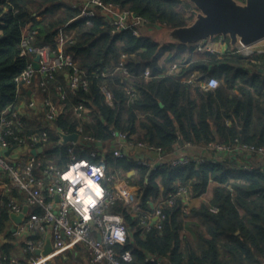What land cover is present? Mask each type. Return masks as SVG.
Returning <instances> with one entry per match:
<instances>
[{"label":"trees","instance_id":"trees-1","mask_svg":"<svg viewBox=\"0 0 264 264\" xmlns=\"http://www.w3.org/2000/svg\"><path fill=\"white\" fill-rule=\"evenodd\" d=\"M103 2L132 11L154 26H134L113 35L104 15L89 24L80 17V9L72 6V0H0V119L16 102L18 89L25 91L26 84L18 85L15 78L28 64L20 52L22 31L31 23V30L37 32L36 46L57 50L59 38L70 37L65 52L74 57L89 82L87 89L73 91L64 77L69 70H61L48 83L56 102L57 87L66 92L64 113L45 128L51 141L58 142V129L75 133L82 126L85 135L98 139L109 141L114 131L124 132L137 142L169 152L186 143L264 145V55L244 57L233 50L225 55L199 52L202 42H164L160 31L194 21L196 7L187 0ZM135 30L142 35H135ZM224 41L230 44L229 39ZM122 54L127 55L129 76L114 72ZM172 63L183 66L180 74H165ZM105 72L107 76H103ZM193 72H199L204 80L215 77L220 84L213 90L187 84L184 78ZM129 85L136 90L133 99L126 92ZM104 86L112 94L111 102L102 90ZM34 87L37 95L43 92ZM80 105L89 111L81 118L73 109ZM56 146L47 159L61 165L68 154L65 146ZM107 162L112 174L118 172L141 190V205L150 213L154 212L152 203L168 202L180 186L190 195L189 201L176 198L172 205L165 204L162 229L154 226L149 231L141 222L142 215L127 211L118 201L113 211L125 216L129 237L126 245L116 249L118 254L129 252L133 256L123 264H158L148 262L149 256L162 259L163 264L264 262V170L260 167L247 170L240 160L228 158L198 166L166 164L152 171L131 158L115 159L112 154ZM133 170L136 173L128 177ZM210 187L211 196L203 200ZM8 222L10 213L1 211V234L8 233ZM5 250L11 255L10 246ZM0 264L9 263L2 260Z\"/></svg>","mask_w":264,"mask_h":264},{"label":"built area","instance_id":"built-area-1","mask_svg":"<svg viewBox=\"0 0 264 264\" xmlns=\"http://www.w3.org/2000/svg\"><path fill=\"white\" fill-rule=\"evenodd\" d=\"M72 6L80 9V17L91 24L93 18L104 15L112 27V34L116 35L134 26L148 27L149 23L129 10H120L113 4L106 5L103 0H72ZM35 30H28L22 35L21 58H27L28 64L23 72L16 76L15 81L20 84H33L38 79L39 86L47 92L48 83L56 77L61 70L66 72V80L73 90L87 89L88 80L82 75L74 57L63 51L54 50L50 46H36L33 44ZM135 35L140 37L142 32L135 30ZM222 38V37H220ZM68 39V38H67ZM222 40H226L222 38ZM260 45L237 44L231 50L244 56L252 57L256 53L264 55V47ZM199 52H214L210 45L202 44ZM39 56L40 68L35 67V58ZM127 55H122L114 72H121L129 76L126 65ZM183 66L179 63L168 65L166 75H178ZM110 73V72H109ZM105 72L103 76H107ZM146 77H150V70H146ZM40 77V80L38 78ZM187 84L200 86L205 90L216 89L220 82L217 78L202 79L199 72H193L184 78ZM36 83V82H35ZM109 102L112 94L106 86L102 88ZM59 101L63 112H59L51 97H44L43 113L47 122L59 118L65 111L66 92L62 86L57 89ZM126 92L129 99L136 97L133 86H127ZM19 93H17V100ZM32 99V98H30ZM34 101V100H32ZM59 104V105H60ZM35 106V102L31 103ZM75 114L80 118L88 113L82 105L75 108ZM24 112L16 103L8 106L0 119V170L7 173L11 182H0V213L3 208L9 213L21 215L24 204L15 195V191L26 194V204L29 208L40 207L41 212L28 210L25 221L18 225L14 235L24 238V252L27 255L25 264H52L56 257L64 252L76 248L85 249L91 258V264H123L133 260L131 253L118 254L116 247L126 245L129 230L123 214L113 211L121 200L124 208L133 213L142 215L145 230L152 227L162 229L166 219L164 205H172L176 198L190 200L186 187L180 186L170 199L154 204V212L145 211L141 205V190L133 187L128 179H122L118 172L112 174L108 166L107 157L112 154L115 159L131 158L138 166H144L154 171L166 164L171 167L179 165H201L206 162L226 161L228 158L235 160L236 156L250 160L255 156H264V145H250L238 142L236 145L210 143L205 146L179 144L173 151H166L162 147L137 142L128 133L114 131L111 137L113 148L105 151V140L91 135H85L82 126L77 127L75 133L79 134L76 142L62 146L66 147L68 159L63 164H57L53 158L48 159L56 145L61 146V136L57 130L58 142L51 141V133L46 130L26 132L22 120ZM64 134H70L61 130ZM73 134V133H72ZM199 149L205 152L202 155L178 156L180 147ZM17 147L16 153L7 156L12 148ZM42 149V158L33 155L32 151ZM131 151H136L132 153ZM29 153L27 158L22 155ZM81 153L87 157L80 156ZM209 153L210 156L207 154ZM47 161V162H46ZM242 166L247 170L254 169L251 162H244ZM135 171H131L132 174ZM187 211V210H186ZM51 239L52 251L45 254L48 241ZM9 264H22L15 256H5ZM148 262L163 264V260L147 257ZM264 264V262L262 263Z\"/></svg>","mask_w":264,"mask_h":264},{"label":"water","instance_id":"water-1","mask_svg":"<svg viewBox=\"0 0 264 264\" xmlns=\"http://www.w3.org/2000/svg\"><path fill=\"white\" fill-rule=\"evenodd\" d=\"M194 4V21L182 27L167 30L165 38L172 43L189 45L207 44L216 38L229 39L232 47L237 44L253 45L264 40V0H187ZM154 26V24H149ZM40 57L35 58L36 69L40 68ZM61 145L76 142L78 133L64 134L59 131ZM40 152L42 149L39 150ZM34 154L37 151H33ZM28 206L21 215L12 214V219L22 224L26 219ZM52 251L51 239L45 254Z\"/></svg>","mask_w":264,"mask_h":264},{"label":"crops","instance_id":"crops-1","mask_svg":"<svg viewBox=\"0 0 264 264\" xmlns=\"http://www.w3.org/2000/svg\"><path fill=\"white\" fill-rule=\"evenodd\" d=\"M38 20H40V18H38ZM31 28H32V24L30 23V24L27 25L26 28L23 29L22 35L25 34ZM68 37L69 36H65V37L62 36V38H59V40H58L59 44H60L61 41H64L65 39H66L65 41H67ZM260 44L261 45L259 47H264L263 43H260ZM230 46L224 40H219L218 42L210 43V47L213 48L214 53H219V54H223V55H225V54H227V53H229L231 51V47ZM262 71H264V70L262 69ZM26 87H25V91L22 88L18 89L19 99H18L17 102H15L16 104L24 103L25 101H28V99L32 98V95H30L31 91H28V89ZM36 98L39 99L37 96H36ZM51 98H52V100H54L52 94H51ZM39 115H41V116H39ZM24 116H25L26 120L28 119L27 123L31 122V121H34V119L40 120V121H44L45 120L47 122V120L44 118L43 106L38 107V108H33V110H31V111L24 110ZM39 117H41V119ZM48 124H49V122H47V125ZM50 125H52V123H50ZM29 127H30V129H29ZM35 127L37 129V126L29 125V126H27V128H25V130H26V132H30L33 129H35ZM68 133H70V132H68ZM52 142L55 143V141H52ZM16 150H18V149L12 148L9 152H7L6 155L10 156V155L15 154ZM179 150H180V152L178 153V156H183L184 154H187L189 156H192V155L195 156V155H202V154L205 153L203 151L201 152L199 149H191V148L188 149V148H185L183 145H181ZM31 153L33 155H35V156L37 155L39 158H42L41 157L42 156L41 155L42 151L41 152L38 151L36 154H34L33 151ZM29 155H30L29 153H27L25 155H22V159L27 158ZM207 155L210 156L209 153ZM48 159H47V161H48ZM235 159L240 160L242 163H244V162L246 163V162L250 161L251 164L254 165V167L258 166V167H260L261 169L264 170V156H255V157H252L250 160L249 159L246 160V159H243L242 157L236 156ZM134 174H135V172H133L132 174H129L128 176L130 177V176H132ZM0 182L1 183H5V184H9L11 182L10 177L8 176V174L7 173H2L1 170H0ZM212 188L213 187H210V191H209L208 195H206V197H203L202 198L203 200L207 199V198H209L211 196ZM15 195L18 197L20 202L22 204H24V206L26 207L27 206V204H26V194L22 193V192H19V191H15ZM191 202L196 203V202H198V200H196V201L191 200ZM153 206H154V204H153ZM3 210L8 211V209H6V208H3L2 211ZM28 210L31 211V212H34V211L41 212L42 209L40 207H37L36 209L28 207ZM18 225H21V224H18L17 222H15L12 219L11 213H10V222H8V224H7L8 233L7 234L6 233L5 234H1L0 233V262L2 260H4L5 256H7L8 253L5 252L6 251L5 249L8 246H10V250H11L10 251L11 255H9V256H15V257L19 258L21 261L25 260V261H23L22 264H25L26 261H27L26 259L28 257H27V255L24 252L25 239L23 237L20 238V237H17V236L14 235L15 230H16ZM75 261H78V262H75ZM53 262H54L53 264H74V263H76V264H91V258H90V255L88 254V252L85 249L76 248V249H73L71 251L65 252L63 255L58 256V258L55 259V261H53Z\"/></svg>","mask_w":264,"mask_h":264},{"label":"rangeland","instance_id":"rangeland-1","mask_svg":"<svg viewBox=\"0 0 264 264\" xmlns=\"http://www.w3.org/2000/svg\"><path fill=\"white\" fill-rule=\"evenodd\" d=\"M88 22V21H87ZM149 31V30H148ZM165 32L166 31H160L159 33L161 34V38H162V40L164 41V42H167V40H166V38H165ZM66 40V39H65ZM61 41L60 42V44H58L59 46V48H58V50H57V52L58 51H63V52H65V46L67 45V42H69V40H70V37H68V39H67V41ZM219 40H222V38H216V39H214V41H212V42H208V44L210 45V43H214V42H218ZM260 43H263L264 44V40H263V42L261 41V42H259V43H256L257 45H261ZM203 43H201L200 45H202ZM229 44V43H228ZM231 44H229V46H230ZM231 47V46H230ZM231 49H232V47H231ZM66 53V52H65ZM122 55H125V54H122ZM121 55V56H122ZM66 70H69V69H66ZM121 73V72H120ZM122 74V73H121ZM66 75H68L67 73H65V75H64V77L66 78L67 76ZM83 75V74H82ZM125 76V75H124ZM38 78H39V80H40V77L38 76ZM36 82V83H35ZM35 82L32 84H27L25 87L28 89V91H31V94L30 95H32V99H28V101H25L24 103H19V104H17V106H21L22 107V111L24 112V110H29V111H31V110H33V108H38V107H41V106H43L44 105V100L45 99H43L44 97H46V96H48V97H51V91H50V89H49V87L47 86L46 87V89H48V91L47 92H44L43 91V89H42V93L40 94V95H37L35 92H36V88L34 87V86H36V87H38L39 85H38V79H36L35 80ZM36 84V85H35ZM39 88H42L41 86H39ZM57 89H58V87H57ZM81 89V88H80ZM80 89H78V90H80ZM78 90H73V91H78ZM111 93V92H110ZM36 96L39 98V99H37L36 98ZM32 100H34V101H32ZM108 100V99H107ZM54 102H55V105H56V107H57V109L59 110V112L61 113V112H63V107H62V105L60 104V103H57L55 100H53ZM58 101H59V98H58ZM32 102H35V106L34 107H32L31 106V103ZM60 104V105H59ZM66 105H64V107H65ZM77 106H75L73 109H74V111H75V108H76ZM43 108H45V106H43ZM43 115V114H42ZM39 116H41V115H39ZM40 119H41V117H39ZM44 118H45V114H44ZM81 118V117H80ZM25 119V120H24ZM46 119V118H45ZM27 121H28V119L26 120V118H25V116H24V118H23V120H22V123H23V125H24V128H27V126H29V125H33V126H37V129H36V127H35V129H33L32 131H34V130H43V129H45L46 128V126H47V122L44 120V121H40V120H36V119H34V121H31V122H28L27 123ZM55 121L56 120H53V121H51V122H49V124L48 125H50V123H55ZM27 125V126H26ZM29 129H30V127H29ZM71 134V133H70ZM56 135V134H55ZM69 135V134H68ZM89 135V134H88ZM189 144V143H188ZM15 147V149H17V147L16 146H14ZM111 148H113V143H112V140H109V141H106L105 142V151H108V150H110ZM132 153H135L136 151H131ZM133 171H135V170H133ZM135 173H136V171H135ZM129 177V176H128ZM121 178L122 179H127V178H125V177H122L121 176ZM152 206H153V203H152ZM65 253V252H64ZM63 253V254H64ZM63 254H61V255H63ZM60 256V255H59ZM58 257H56L55 259H57ZM55 259L53 260V261H55ZM53 261H51V263L53 264L54 262ZM83 263V262H82ZM74 264H76V263H74Z\"/></svg>","mask_w":264,"mask_h":264}]
</instances>
